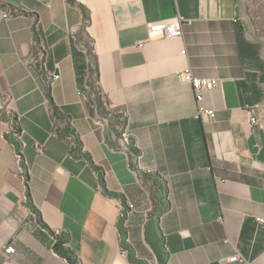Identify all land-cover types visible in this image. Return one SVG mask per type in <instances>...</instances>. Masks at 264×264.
I'll use <instances>...</instances> for the list:
<instances>
[{
	"label": "crops",
	"instance_id": "crops-1",
	"mask_svg": "<svg viewBox=\"0 0 264 264\" xmlns=\"http://www.w3.org/2000/svg\"><path fill=\"white\" fill-rule=\"evenodd\" d=\"M179 17L181 37L148 33ZM185 69L217 80L213 116L195 118ZM0 103L24 160L0 119V264H67L57 232L78 264H130L121 202L146 264L151 215L166 264H264V28L241 0H0Z\"/></svg>",
	"mask_w": 264,
	"mask_h": 264
},
{
	"label": "built area",
	"instance_id": "built-area-1",
	"mask_svg": "<svg viewBox=\"0 0 264 264\" xmlns=\"http://www.w3.org/2000/svg\"><path fill=\"white\" fill-rule=\"evenodd\" d=\"M182 22H183V19L179 17L172 21H162V22L151 23L148 25V33L150 35H160L168 39L178 38V37H181L183 33L182 26H181ZM51 76H52V80L59 79L58 73L51 74ZM179 76L182 78L184 82L188 83L192 89L194 99L196 102L195 118L198 119L200 116H203V115L213 116V111L210 109L204 108L201 105V102L203 100V94L205 92L213 91L217 87L218 85L217 80L196 78L192 75L189 69H185L179 72ZM0 119L3 121L6 127L4 137L8 141V143L13 147V150H15V158L17 160H23L22 152H21V149L19 148V141H13V130H20V129L18 128V124L16 120L13 117H11V115L8 112L4 111L3 103H0ZM256 122H257L256 118L251 117L250 123L255 125ZM121 137H122L123 143L128 144V141H127L128 136L126 135L125 132L121 134ZM36 148L37 150L41 151V147L39 145H36ZM133 209H134L133 204L121 203L119 205L118 220L119 221L124 220L125 222L128 219L130 213L133 211ZM124 222L122 221L120 223H122V225L125 228V225L123 224ZM258 222H261V220H258ZM126 242H128L127 236H126ZM121 252H127L125 249H123L122 245H121ZM3 254L8 259H10L15 254V247L12 244H8L7 246L3 248ZM227 262L243 263L244 261L238 255H234L228 258Z\"/></svg>",
	"mask_w": 264,
	"mask_h": 264
},
{
	"label": "trees",
	"instance_id": "trees-1",
	"mask_svg": "<svg viewBox=\"0 0 264 264\" xmlns=\"http://www.w3.org/2000/svg\"><path fill=\"white\" fill-rule=\"evenodd\" d=\"M19 131V130H18ZM64 134V133H62ZM76 137L75 134H73ZM13 141H19L13 137ZM20 142V141H19ZM79 143V141H77ZM155 215L149 216L144 227L145 241L150 246L154 252L158 264H166L167 261V250L164 244V237L161 234V231L158 226V222ZM118 231L121 238V245L123 249L127 251V259L130 264H146V262L139 260L135 257L133 249L130 247L129 243L126 242L127 232L122 223L118 224ZM61 238L59 243L54 244V252L68 261L69 264H76L75 257L63 246V241L61 240L64 237V233H60Z\"/></svg>",
	"mask_w": 264,
	"mask_h": 264
},
{
	"label": "rangeland",
	"instance_id": "rangeland-1",
	"mask_svg": "<svg viewBox=\"0 0 264 264\" xmlns=\"http://www.w3.org/2000/svg\"><path fill=\"white\" fill-rule=\"evenodd\" d=\"M241 2L243 5V8H244L245 16H247V18L249 19L250 24L253 23V25H255V28L259 30V34H261L263 32V28H264L263 17H262V13L264 11V9H263L264 3L262 2V0H241ZM18 132H20V131H18ZM14 153H15V150H14ZM15 161H17L16 158H15ZM18 162H19L21 167L24 165L21 160H18ZM16 166L18 167L17 162H16ZM17 172H18V176H19V179H20L22 185L24 187H26L27 186V175H26V173L25 172L20 173L18 170H17ZM121 203H123V202H121ZM118 213H119V206H118ZM122 221L124 222V220H121V221L118 220V224ZM125 223H126V221L123 224L125 225ZM60 238H61V234L59 232L52 233V236H51L52 248H53L54 244L59 243ZM63 246H66V245H63ZM124 253L126 254L127 252H124ZM126 256H127V254H126ZM74 257L76 259V264H78L77 256L74 255ZM66 262H67V264H69L68 261H66Z\"/></svg>",
	"mask_w": 264,
	"mask_h": 264
},
{
	"label": "bare ground",
	"instance_id": "bare-ground-1",
	"mask_svg": "<svg viewBox=\"0 0 264 264\" xmlns=\"http://www.w3.org/2000/svg\"><path fill=\"white\" fill-rule=\"evenodd\" d=\"M20 133L17 130H13V137L19 139ZM124 253V252H123Z\"/></svg>",
	"mask_w": 264,
	"mask_h": 264
}]
</instances>
